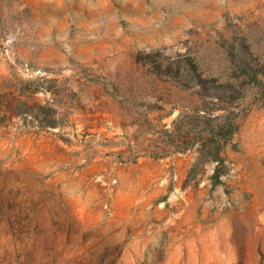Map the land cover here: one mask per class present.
I'll return each instance as SVG.
<instances>
[{"label": "rangeland", "instance_id": "obj_1", "mask_svg": "<svg viewBox=\"0 0 264 264\" xmlns=\"http://www.w3.org/2000/svg\"><path fill=\"white\" fill-rule=\"evenodd\" d=\"M0 264H264V0H0Z\"/></svg>", "mask_w": 264, "mask_h": 264}, {"label": "trees", "instance_id": "obj_2", "mask_svg": "<svg viewBox=\"0 0 264 264\" xmlns=\"http://www.w3.org/2000/svg\"><path fill=\"white\" fill-rule=\"evenodd\" d=\"M209 131L211 136L205 137V132ZM215 133V131H210L206 127H201L200 131L194 133V137L184 138L182 140H171L165 139L162 141V145H165V148H173L174 151L179 153L186 152L191 150L194 146H199L198 152L202 157L208 156L215 161H219V156L224 148V146L231 140L230 138L237 132V125L231 123L229 128L222 134ZM183 138V137H182ZM213 149V151H212Z\"/></svg>", "mask_w": 264, "mask_h": 264}]
</instances>
